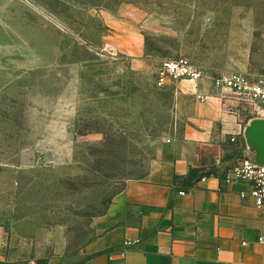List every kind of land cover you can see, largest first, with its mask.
<instances>
[{"label":"rangeland","instance_id":"rangeland-1","mask_svg":"<svg viewBox=\"0 0 264 264\" xmlns=\"http://www.w3.org/2000/svg\"><path fill=\"white\" fill-rule=\"evenodd\" d=\"M176 58L202 80L263 74L264 0H0L2 264L89 256L98 218L191 107L158 84Z\"/></svg>","mask_w":264,"mask_h":264},{"label":"crops","instance_id":"crops-1","mask_svg":"<svg viewBox=\"0 0 264 264\" xmlns=\"http://www.w3.org/2000/svg\"><path fill=\"white\" fill-rule=\"evenodd\" d=\"M177 85L191 101L183 124L178 114L154 168L125 183L77 264H264V206L242 194L246 183L225 181L246 154L245 126L261 117L213 80Z\"/></svg>","mask_w":264,"mask_h":264},{"label":"built area","instance_id":"built-area-1","mask_svg":"<svg viewBox=\"0 0 264 264\" xmlns=\"http://www.w3.org/2000/svg\"><path fill=\"white\" fill-rule=\"evenodd\" d=\"M202 77L201 68L187 58L165 59L157 71L160 86L181 80L198 83ZM213 82L216 87L228 90L247 102L256 116L264 118V73L251 75L232 71L214 78ZM234 180L246 183L249 191L242 194L252 197L256 205L264 206V166L257 165L243 154L226 175V182L232 183ZM260 240L264 242V238Z\"/></svg>","mask_w":264,"mask_h":264},{"label":"water","instance_id":"water-1","mask_svg":"<svg viewBox=\"0 0 264 264\" xmlns=\"http://www.w3.org/2000/svg\"><path fill=\"white\" fill-rule=\"evenodd\" d=\"M246 156L259 166H264V118L251 119L244 128Z\"/></svg>","mask_w":264,"mask_h":264},{"label":"trees","instance_id":"trees-1","mask_svg":"<svg viewBox=\"0 0 264 264\" xmlns=\"http://www.w3.org/2000/svg\"><path fill=\"white\" fill-rule=\"evenodd\" d=\"M195 173L198 174L197 170L196 169H192L191 170V175H194ZM201 175H202V172L200 173L199 176H201Z\"/></svg>","mask_w":264,"mask_h":264}]
</instances>
